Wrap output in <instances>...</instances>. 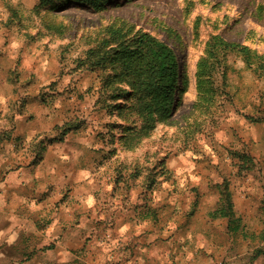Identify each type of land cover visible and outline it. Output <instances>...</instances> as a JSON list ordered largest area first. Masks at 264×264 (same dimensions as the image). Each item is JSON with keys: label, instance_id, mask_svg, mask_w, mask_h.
I'll return each mask as SVG.
<instances>
[{"label": "rangeland", "instance_id": "374dc122", "mask_svg": "<svg viewBox=\"0 0 264 264\" xmlns=\"http://www.w3.org/2000/svg\"><path fill=\"white\" fill-rule=\"evenodd\" d=\"M117 31L127 41L147 33L178 56L174 104L149 130L122 60L89 64ZM216 39L229 48H215ZM0 92V252L10 237L4 204L46 195L36 179L6 183L7 169L37 168L60 146L76 159L78 184L92 180L100 209L135 212L130 226L149 220L161 232L198 219L219 231L207 238L206 230L200 241L219 247L202 257L264 264V0H112L103 10L0 0ZM247 197L252 212L237 215L234 201ZM218 219L228 220L229 236Z\"/></svg>", "mask_w": 264, "mask_h": 264}, {"label": "crops", "instance_id": "0c3cea01", "mask_svg": "<svg viewBox=\"0 0 264 264\" xmlns=\"http://www.w3.org/2000/svg\"><path fill=\"white\" fill-rule=\"evenodd\" d=\"M5 100L6 95L0 92V105ZM259 141L262 146L260 152L264 155V134L259 137ZM10 155L12 152H9ZM9 159L5 168L9 163L12 164V156ZM7 170L10 173L6 183L12 184L20 176L22 181L36 179L42 182L46 195L29 200L27 204L24 199L19 204L13 201L4 204L8 221L6 233L10 237L0 252L3 256L0 264L220 263L211 259L212 254L202 257L205 251L213 252L219 246H216L218 242L203 244L201 238L207 231V238L210 234L213 238L219 231H215L211 225H200L198 219L188 225L171 222L169 229L161 232L149 220L141 224L137 218L130 226L129 218L134 220L135 212L120 211L118 208L116 212L100 209L103 202L94 199L92 180L84 178V186L78 184L76 159L70 157L65 147L46 149L37 168L29 162L20 173L12 172V167ZM260 185L264 187V181ZM70 189L68 195L62 196L64 191ZM234 202L237 215H250L254 203L252 197L236 198ZM20 205L22 209L18 210ZM260 212L264 214V201ZM112 220H115L114 223H111ZM214 223L220 226L218 228L224 235H230L227 219H218ZM225 264H236V260L229 259Z\"/></svg>", "mask_w": 264, "mask_h": 264}, {"label": "trees", "instance_id": "16d2710c", "mask_svg": "<svg viewBox=\"0 0 264 264\" xmlns=\"http://www.w3.org/2000/svg\"><path fill=\"white\" fill-rule=\"evenodd\" d=\"M95 10L106 9L112 0H78ZM120 31L112 32L111 38L104 39L98 48L91 51L89 58L91 68L105 67L113 59L122 60L124 73L129 76L131 99L140 101V111L148 116L143 125L149 130L155 121L154 114H167L175 101L179 90V60L176 51L167 43L147 34H140L134 40H121ZM215 48H229L222 40L216 39ZM118 44V47L111 48ZM248 55V50L243 49ZM201 85L203 81L200 79Z\"/></svg>", "mask_w": 264, "mask_h": 264}]
</instances>
